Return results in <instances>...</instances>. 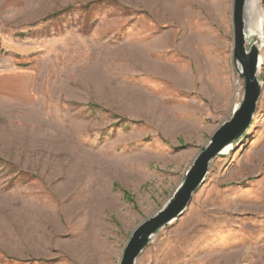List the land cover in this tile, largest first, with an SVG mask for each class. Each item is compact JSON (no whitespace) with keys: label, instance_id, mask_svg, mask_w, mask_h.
Listing matches in <instances>:
<instances>
[{"label":"rangeland","instance_id":"374dc122","mask_svg":"<svg viewBox=\"0 0 264 264\" xmlns=\"http://www.w3.org/2000/svg\"><path fill=\"white\" fill-rule=\"evenodd\" d=\"M232 1L0 0V264L119 263L242 99ZM245 21L252 122L136 264H264V0Z\"/></svg>","mask_w":264,"mask_h":264},{"label":"water","instance_id":"95a60500","mask_svg":"<svg viewBox=\"0 0 264 264\" xmlns=\"http://www.w3.org/2000/svg\"><path fill=\"white\" fill-rule=\"evenodd\" d=\"M247 0L232 1V59L239 76L244 81L241 101L232 109L228 120L223 121L211 134L208 143L193 158L184 178L179 182L165 204L154 214L140 222L130 233L118 264H136L138 256L150 243L151 238L163 226L179 218L186 210L193 194L202 186L211 161L222 150L238 141L248 130L256 112L262 90L258 78L259 46L246 39Z\"/></svg>","mask_w":264,"mask_h":264},{"label":"bare ground","instance_id":"6f19581e","mask_svg":"<svg viewBox=\"0 0 264 264\" xmlns=\"http://www.w3.org/2000/svg\"><path fill=\"white\" fill-rule=\"evenodd\" d=\"M258 31H261V28H260V30H257V29H255L254 28V26H251V27H248V28H246V39L248 40V38L249 37H251V36H254V34H256V32H258ZM261 33V32H260ZM259 35V34H258ZM261 38H262V35H261ZM259 46V45H258ZM262 46L260 45V47H258L259 49L261 48ZM260 63H262V58H261V56L259 55V65H260ZM237 106V105H236ZM235 106V107H236ZM234 107V108H235ZM233 108V109H234ZM231 145H232V143L230 144V145H228V146H226L223 150H222V152H221V154H225V153H227L230 149H231ZM220 154V155H221Z\"/></svg>","mask_w":264,"mask_h":264}]
</instances>
